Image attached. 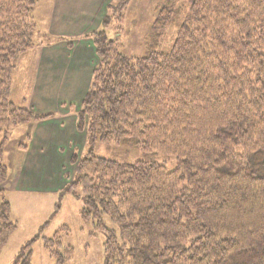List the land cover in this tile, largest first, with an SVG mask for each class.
I'll return each mask as SVG.
<instances>
[{
    "label": "trees",
    "instance_id": "trees-1",
    "mask_svg": "<svg viewBox=\"0 0 264 264\" xmlns=\"http://www.w3.org/2000/svg\"><path fill=\"white\" fill-rule=\"evenodd\" d=\"M113 1L121 11L124 0ZM186 1L168 54L124 55L106 17L87 36L97 64L76 113L86 150L71 157L76 168L61 194L81 198L80 218L105 235L104 264H264V0ZM38 2L0 0V187L12 129L53 116L9 99L16 61L34 46ZM171 12L162 8L150 38ZM98 144L146 159L100 158ZM158 156L173 158L172 170L152 161ZM16 228L0 189V254ZM60 239H44L56 264L72 251ZM30 257L22 251L12 264Z\"/></svg>",
    "mask_w": 264,
    "mask_h": 264
},
{
    "label": "rangeland",
    "instance_id": "rangeland-1",
    "mask_svg": "<svg viewBox=\"0 0 264 264\" xmlns=\"http://www.w3.org/2000/svg\"><path fill=\"white\" fill-rule=\"evenodd\" d=\"M55 1L59 2L58 0H39L32 13L36 26V34L33 39L34 46L17 59L11 80L9 99L17 107L27 108L24 104L28 90L30 91L32 85H34L33 73L35 75L34 62L36 61L34 55L43 48L62 42H66L68 48H71L74 41L84 39L92 43L87 36L100 30L103 27V19L106 17L105 19H108V26L105 29L106 34L109 39L116 43L117 49L124 55L137 58L146 56L151 52L168 54L172 49L179 27L188 13L186 0H177L175 4L171 0H124V7L119 12H114L117 2L113 0H103V2L102 0H92L91 6L95 1H98L96 5L102 2L99 4L100 8L93 12V14L95 13L93 18L95 25L93 23L90 28H95V30L90 31V29L89 32L81 35L67 37L49 32L46 14L47 9ZM64 1L72 2L75 0ZM164 7L172 11L169 16L170 21L165 24L162 31H157V33H161L154 40L150 38V35H153L151 34L153 24L159 18V14ZM101 11L102 15H100ZM92 47L95 51L94 46ZM30 110L34 112L32 109ZM22 125L24 124L19 125L20 128L17 130H15L16 128L12 129L8 146L4 149L3 162L9 168V175L13 171V160L16 161L21 156L16 154L14 145L24 139L23 134L26 130ZM82 133L85 137V133ZM85 150L86 139L81 154ZM94 154L100 158L122 163H134L146 159L139 150L122 146L98 144L94 148ZM7 157H10L9 163ZM152 161L164 165L167 170H172L176 164L173 158L162 156L154 157ZM75 168V164L68 166L66 184L72 180ZM50 172L51 168L48 169L47 167L42 175ZM57 183H60L59 178H57ZM61 192L60 190L57 193L20 194L16 190L5 191V197L11 206V220L17 228L10 235L6 246L1 251L0 264H12L22 251L26 254L29 250L31 252V264H56L48 251L45 250L44 239L51 238L57 232L61 236L63 249L66 247L72 248L69 259L64 264H104L105 235L97 231L91 221H84L80 218L79 212L83 208L81 198H76L70 194L62 195ZM77 194L80 195L81 191L78 190ZM104 223L108 229L118 230L106 216L104 217ZM27 243H30V246L25 248L24 246ZM53 250H56L55 247H53Z\"/></svg>",
    "mask_w": 264,
    "mask_h": 264
},
{
    "label": "crops",
    "instance_id": "crops-1",
    "mask_svg": "<svg viewBox=\"0 0 264 264\" xmlns=\"http://www.w3.org/2000/svg\"><path fill=\"white\" fill-rule=\"evenodd\" d=\"M58 1L50 6V11L47 9L49 13L46 14V21L51 34L67 37L89 32L94 23L93 12L103 2L96 5L98 1H95L91 6L92 0ZM94 30L92 28L90 31ZM92 46L85 39L74 41L71 48L62 42L43 48L34 55V85L28 90L24 105L37 114L53 116L49 120L22 125L26 130L24 139L14 145L16 154L21 156L13 160V171L7 182L0 187L4 192L16 190L20 194H44L64 189L71 157L81 153L85 145V137L77 131L75 123L76 113L89 88L92 71L97 63ZM7 160L9 163L10 157ZM47 167L51 168V172L42 175ZM57 178L60 183L56 184Z\"/></svg>",
    "mask_w": 264,
    "mask_h": 264
}]
</instances>
